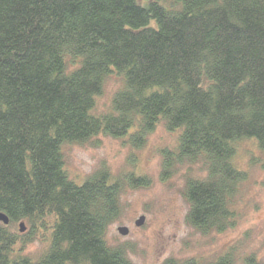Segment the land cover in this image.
Wrapping results in <instances>:
<instances>
[{
    "label": "trees",
    "instance_id": "obj_1",
    "mask_svg": "<svg viewBox=\"0 0 264 264\" xmlns=\"http://www.w3.org/2000/svg\"><path fill=\"white\" fill-rule=\"evenodd\" d=\"M111 74L122 86L97 114ZM159 125L179 133L162 176L203 174L186 178L187 224L235 227L248 176L237 146L254 140L264 154V0H0V264H134L107 241L120 179L103 166L77 184L63 147L103 134L138 149ZM18 222L28 235L11 230ZM34 240L47 245L36 260L17 249Z\"/></svg>",
    "mask_w": 264,
    "mask_h": 264
},
{
    "label": "rangeland",
    "instance_id": "obj_2",
    "mask_svg": "<svg viewBox=\"0 0 264 264\" xmlns=\"http://www.w3.org/2000/svg\"><path fill=\"white\" fill-rule=\"evenodd\" d=\"M147 1L139 0L142 4ZM122 82L118 75H110L103 94L97 99V114L110 110L112 98ZM178 135L159 125L138 149L126 138L103 134L84 145L63 147L67 172L77 184H82L103 166L121 181V215L107 231L108 243L128 248V256L134 264H165L169 259L184 261L190 258L213 264L227 254L231 256V264H252L251 257L258 264H264L263 152L254 140L238 144L234 161L248 176L237 197L236 225L223 233L203 235L187 224L189 205L183 197L186 178L189 175L202 177L201 167L183 165L169 176H162L163 151L176 148ZM130 175L147 176L150 183L133 188ZM141 217L145 222L138 227L136 222ZM21 223H24V232H20ZM120 227H127L129 234L122 236L118 232ZM11 230L25 236L30 228L25 222H18ZM21 247H17L21 255L36 260L47 245L34 240L23 250Z\"/></svg>",
    "mask_w": 264,
    "mask_h": 264
},
{
    "label": "water",
    "instance_id": "obj_3",
    "mask_svg": "<svg viewBox=\"0 0 264 264\" xmlns=\"http://www.w3.org/2000/svg\"><path fill=\"white\" fill-rule=\"evenodd\" d=\"M145 222L144 217H141L137 222L136 225L138 227H141ZM0 223L8 225L9 224V218L8 216L0 211ZM25 231V226L24 223H21L20 225V232H24ZM118 232L122 235V236H127L129 234V229L127 227H120L118 229Z\"/></svg>",
    "mask_w": 264,
    "mask_h": 264
}]
</instances>
